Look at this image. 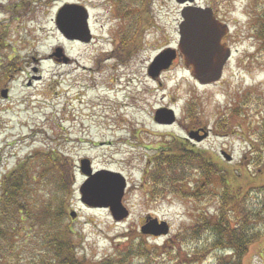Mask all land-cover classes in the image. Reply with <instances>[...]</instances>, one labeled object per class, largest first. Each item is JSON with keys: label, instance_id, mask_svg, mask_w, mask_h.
<instances>
[{"label": "rangeland", "instance_id": "obj_1", "mask_svg": "<svg viewBox=\"0 0 264 264\" xmlns=\"http://www.w3.org/2000/svg\"><path fill=\"white\" fill-rule=\"evenodd\" d=\"M196 2L204 4L205 0ZM219 2L230 13L231 59L219 81L199 85L182 58L157 78L148 76L149 66L164 46L177 42L182 7L174 0L150 1L147 36L141 44L130 45L124 55L117 51L118 40H112L121 27L105 0H0V32L4 35L0 69L19 68L0 88V179L36 151L51 150L65 159L71 170L65 222L78 234L81 257L95 263L133 241L143 242L149 250L162 248L193 223L197 211L203 209L207 215L216 211L215 202L196 206L173 195L150 199L153 159L174 138L184 143V129L189 126L210 130L196 151L225 171L231 193L239 195L248 189L249 205L260 204L256 189L264 185V150L255 132L264 116L260 105H264V38L257 36L264 28V0ZM66 3L89 9L90 43H71L61 37L55 19ZM58 48L67 63L48 58ZM35 68L38 72H32ZM166 111L171 112L173 123L158 125L156 115L164 118ZM224 118H229L228 130L218 133L215 127ZM222 152L231 156L230 162ZM83 160L89 161L91 174L106 170L124 178L122 205L127 218L116 222L108 210L81 204L78 190L86 181L80 171ZM47 194L40 193L51 199ZM147 218L166 222L168 234L142 235L140 227ZM260 229L262 235L249 248L243 264H264V226ZM198 248V242H191L174 250V257H160L155 264H185L186 252ZM27 251L31 259L39 254L30 245ZM214 258L211 253L195 264H214Z\"/></svg>", "mask_w": 264, "mask_h": 264}, {"label": "trees", "instance_id": "obj_2", "mask_svg": "<svg viewBox=\"0 0 264 264\" xmlns=\"http://www.w3.org/2000/svg\"><path fill=\"white\" fill-rule=\"evenodd\" d=\"M257 36L264 38V28ZM125 40L117 50L122 55L127 54L130 45L142 42ZM2 45L3 38L0 39ZM0 70L1 88L8 84L9 78L15 77L16 68L4 66ZM260 105L264 110V105ZM231 115L239 116V113L232 112ZM228 122L229 118H224L216 125L215 131L226 132ZM255 135L264 150V116ZM166 149L152 161L150 184L153 190L150 199L173 195L189 199L196 206L215 202L217 209L213 214L207 215L200 209L193 223L162 248L149 250L143 242L133 241L116 249L113 255L91 262L79 255L78 234L65 222L66 204L71 195L70 165L54 151H36L19 161L0 179V264H131L133 260L155 264L160 257H174V250H181L191 242H198L200 248L186 252L185 264L201 263L211 253H215L214 264H243L249 248L262 235L264 185L256 187L260 204L250 206L248 197L251 192L245 189L239 195L232 194L225 171L210 158L186 149L176 138ZM55 179H59L57 184ZM43 190L52 198L40 195ZM27 245L39 254L31 259Z\"/></svg>", "mask_w": 264, "mask_h": 264}, {"label": "water", "instance_id": "obj_3", "mask_svg": "<svg viewBox=\"0 0 264 264\" xmlns=\"http://www.w3.org/2000/svg\"><path fill=\"white\" fill-rule=\"evenodd\" d=\"M179 4L192 3L193 0H175ZM181 22L178 26L177 50L183 57L184 66L191 69V76L199 85H210L219 81L222 77L226 63L231 59V51L222 39L229 32L226 25L216 21L209 9H201L193 6L184 7L180 13ZM56 26L66 40H78L89 43L91 36L87 25L85 9L78 5H66L58 13ZM57 60L68 62L61 48L55 49L52 54ZM176 57L174 49H168L157 56L148 68L151 78L157 77L161 71L167 70ZM2 98H6V91L1 92ZM155 118H158L157 115ZM165 121L173 123L171 112L166 111ZM204 133L198 141L207 137ZM192 138V135L189 136ZM227 162L231 156L222 153ZM89 161H81V173L86 178L79 188L80 202L92 209H108L114 221L120 222L127 218L128 211L122 205V197L126 188L124 178L115 172L101 170L91 174L88 168ZM75 218V213L70 214ZM144 236H166L169 227L166 222H158L157 219L147 218L140 227Z\"/></svg>", "mask_w": 264, "mask_h": 264}, {"label": "flooded vegetation", "instance_id": "obj_4", "mask_svg": "<svg viewBox=\"0 0 264 264\" xmlns=\"http://www.w3.org/2000/svg\"><path fill=\"white\" fill-rule=\"evenodd\" d=\"M106 1L109 4L108 11L111 12V16L114 17V19L116 16L115 22H116V24L119 23L120 27H121V29L117 33L112 35V40H118V43H121L122 41H126L125 38L128 40V42H130V41L131 42H133V41L138 42L140 40L141 41L144 40L145 37L147 36L145 34L146 29L150 28V25H151V23L149 22V17H148L149 16V8L148 7L150 5V1H152V0H105V2ZM66 4L80 5L79 3H66ZM191 4L186 3L185 5L186 6H194V7H198L201 9H210L212 16L217 21L227 25V23H228L227 15L230 13H227V9L225 7L221 6L222 3H220L219 0H205L204 4H199L196 2V0H193V2ZM180 6L183 8V5H180ZM84 8L86 10L88 26H90V24H91L90 12H89V9L87 7H84ZM90 33H91V30H90ZM230 33L231 32L229 31L227 33V35L224 36V38L222 39V42H221L226 47H228V46L230 47V45H229V37L231 35ZM0 36H1L0 39L4 38V35H1V32H0ZM91 39H92V33H91ZM178 40H179V37L177 39L176 44L172 47L171 46H169V47L164 46V51H166L168 49H174L175 50L176 57H175L174 61L180 60L182 58V56L179 54V52L177 50ZM68 42L82 44L80 41H76V40L75 41L72 40V41H68ZM163 52H161V53H163ZM48 58L52 59V57H50V56ZM56 61L61 62L60 60H56ZM226 65H225V67H226ZM165 71H167V70L161 71V73H163ZM32 72H38V70L35 68V69H32ZM15 73H19V68L16 69ZM157 77H155V78H157ZM155 78H152V79H155ZM231 113H232V111L229 112L230 115H231ZM154 121L158 125H169L170 124L168 121L167 122L165 121V118H155ZM201 129H204L205 132L210 131V130H208L207 127L202 126V125H200V126H189V127L185 128L184 132H185L187 138H185L184 143L183 142H180V143L186 149L196 151V147L202 146V144L204 143V140H205L204 139L202 141H198L199 138L204 135V133L200 131ZM190 135H192V138H189ZM162 150L166 151V148L162 149ZM147 174H148V172H147Z\"/></svg>", "mask_w": 264, "mask_h": 264}]
</instances>
